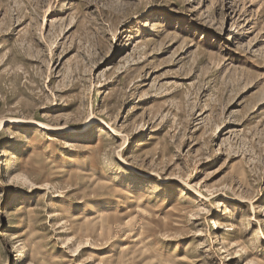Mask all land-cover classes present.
Wrapping results in <instances>:
<instances>
[{
  "label": "rangeland",
  "instance_id": "rangeland-1",
  "mask_svg": "<svg viewBox=\"0 0 264 264\" xmlns=\"http://www.w3.org/2000/svg\"><path fill=\"white\" fill-rule=\"evenodd\" d=\"M0 264H264V0H0Z\"/></svg>",
  "mask_w": 264,
  "mask_h": 264
},
{
  "label": "bare ground",
  "instance_id": "bare-ground-1",
  "mask_svg": "<svg viewBox=\"0 0 264 264\" xmlns=\"http://www.w3.org/2000/svg\"><path fill=\"white\" fill-rule=\"evenodd\" d=\"M80 218H81V217H79V219H80ZM82 222H83L84 224H87V222H86L84 219L82 220ZM92 222H93V221H92ZM94 222L96 223L97 220L95 219ZM94 222H93V223H94Z\"/></svg>",
  "mask_w": 264,
  "mask_h": 264
}]
</instances>
